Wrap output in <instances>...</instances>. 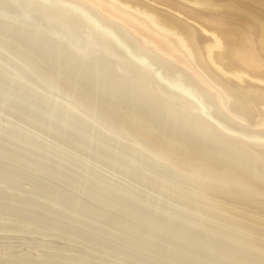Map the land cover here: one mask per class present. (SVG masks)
I'll return each instance as SVG.
<instances>
[{"label": "bare ground", "instance_id": "6f19581e", "mask_svg": "<svg viewBox=\"0 0 264 264\" xmlns=\"http://www.w3.org/2000/svg\"><path fill=\"white\" fill-rule=\"evenodd\" d=\"M0 264H264V0H0Z\"/></svg>", "mask_w": 264, "mask_h": 264}]
</instances>
